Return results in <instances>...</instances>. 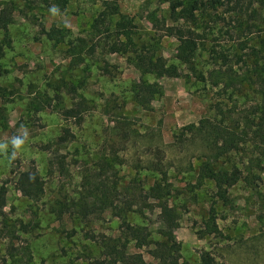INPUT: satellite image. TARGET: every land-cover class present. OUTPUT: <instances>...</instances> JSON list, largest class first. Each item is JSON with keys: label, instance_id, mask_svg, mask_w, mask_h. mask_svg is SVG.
<instances>
[{"label": "rangeland", "instance_id": "374dc122", "mask_svg": "<svg viewBox=\"0 0 264 264\" xmlns=\"http://www.w3.org/2000/svg\"><path fill=\"white\" fill-rule=\"evenodd\" d=\"M1 8L11 14V23L0 31V86L11 94L0 99V185L7 188L0 264H90L99 254L95 242L101 237L127 238L129 254L156 264L149 253L152 247H135L123 227L146 225L151 237L159 239L162 224L156 201L144 195L140 204L146 201L151 208L140 215L129 195H113L103 199L107 209L87 225L65 206H74L81 196L91 200L100 186L119 192L147 189L156 179L148 163L158 160L165 164L171 190L168 202L177 217L171 233L181 247L178 264H200L203 252L214 258V264H264V167L253 170L260 176L257 186L241 176L228 189L224 204L211 183L196 181L198 161L210 155L204 137L188 135L182 145L174 137L202 120L225 125V117L253 105L256 97L247 92L255 89L230 97L222 85L214 84L220 61L211 46L213 39L219 40L217 49L233 54L235 70L246 77L264 76V21L262 29L246 31L235 45L215 32L208 34L198 41L193 59L183 63L177 57V40L160 37L164 27L156 33L146 18L155 12L165 27L183 24L175 22L169 4L159 0H0ZM53 8L58 11L53 13ZM252 19L251 12L244 17L248 25ZM263 19L261 9L254 20ZM50 29L68 34L73 45L83 40V56L50 39ZM117 30L128 34L137 55L161 58L177 77L143 74L135 66L136 54L111 53L114 40L118 36L124 40ZM89 48H94V56ZM238 58L241 61L236 62ZM105 64L109 75L103 73ZM144 83L158 88L149 103L135 101V90ZM73 99L85 106L79 123L60 115ZM65 128L72 137L59 145L57 138ZM15 136L27 137L19 149L11 144ZM157 149L159 159L153 156ZM247 158L241 153L231 162L243 169L239 162ZM34 168L44 188L38 201L22 196L15 186L18 174ZM133 182L137 184L131 186ZM109 202L121 211L111 210ZM128 205L133 211L127 210ZM212 208L219 234L203 237Z\"/></svg>", "mask_w": 264, "mask_h": 264}, {"label": "trees", "instance_id": "16d2710c", "mask_svg": "<svg viewBox=\"0 0 264 264\" xmlns=\"http://www.w3.org/2000/svg\"><path fill=\"white\" fill-rule=\"evenodd\" d=\"M160 2L169 4L170 15L175 22L182 21L176 27H165L164 23L158 19L155 12H150L147 15V20L151 23L152 28L160 33V37L168 36L175 38L178 42V59L183 63H189L193 59L198 48L199 40L205 39L210 33H217L225 39L227 43L235 45L241 41V36L246 31L249 33L254 30L262 29V23L255 21L256 15H259V10L264 9V0H159ZM258 8V10H257ZM257 10V12H256ZM251 15L254 17L252 22L246 24L244 17ZM207 19V20H206ZM11 23V14L6 10L0 9V31H6ZM261 27V28H260ZM253 28V29H252ZM201 30L198 32L197 30ZM124 40H120L119 36L111 44L110 52L119 55L136 54L131 39L123 30H117ZM47 34L50 39H57V42H64L67 48L73 55L83 56L85 45L83 40H79L81 44L73 45V40L69 39L68 34L50 29ZM67 38L68 40H65ZM220 43L216 38L212 41L211 53L217 61H220L219 70L213 73L214 84L222 85V92L229 93L231 97L234 93L242 94L244 90L255 89V92H247L254 95L256 98L252 106L246 108L243 113L236 112L234 117L227 116L226 124H214L212 120H202L199 126L191 125L187 128H182L174 135L177 144L182 145L188 135L192 138L204 137V141L208 143L209 156H205L203 160H199L196 166V181L198 185L211 183L216 192L217 198L224 204L228 202V189L235 185L238 180L247 181L253 186H257L260 181V176L255 175L253 170L264 167V76H245L244 72H238L234 68L235 57L233 54H227L226 50H218ZM91 56H94V48L87 49ZM135 66L143 74H154L157 77H175L177 74L174 68L166 67L161 58L155 60L146 59L136 54L134 58ZM241 61L238 58L236 62ZM224 67V68H223ZM106 75L111 74L107 65L102 68ZM177 77V76H176ZM230 88L232 92H228ZM143 89V90H141ZM141 89L135 90V101H149L158 92L156 84H143ZM11 92L0 86V99L7 98ZM148 97V98H147ZM145 102V103H147ZM149 103V102H148ZM85 106L82 102L73 99L69 107L62 108L60 115L65 121H75L79 123L85 112ZM184 130V131H183ZM185 130H187L185 132ZM72 137L69 128L62 130V134L57 138V144L61 145ZM47 149V148H45ZM158 149L153 152V156L159 159L156 155ZM247 154L248 158L241 163L243 169L239 168V164L231 162L232 156ZM150 173L156 177L153 184L147 189L142 186L137 188H125L123 192L110 188L99 187L91 200L87 201L86 196H81L77 200L78 209L74 210V206H65L70 212L76 213L80 221L84 224H89L91 217L100 215L107 209V204L103 199L109 200L113 195L121 197L129 195L134 199L133 206L138 208L136 213L143 215L145 209L151 208L145 201L142 205L143 196L147 200L156 201V207L159 210V219L162 224L158 228L159 239L151 237L152 232L146 225H125L124 231L131 235L130 237L135 242L137 248L152 247L149 250L150 255L156 260V264H178L180 260V244L172 236V230L177 227V217L175 209L170 206L168 196L171 194L170 184L167 179V170L163 161H151L148 163ZM243 170L245 173L243 174ZM136 182L131 183V186L136 185ZM16 189L21 192L22 196L38 201L44 191L43 181L38 173L34 170H29L18 174L15 182ZM102 189V190H101ZM7 188L0 185V224L5 223V206H6ZM90 197V196H88ZM129 203V202H128ZM111 210L120 207H113V203L109 202ZM70 207V208H69ZM110 209V208H109ZM131 205H128L127 210L133 211ZM66 210V211H69ZM121 211V210H120ZM117 215H120L117 213ZM121 216V215H120ZM216 215L212 208L208 217L204 221V236H217L219 234L216 223ZM5 225L0 228V234L3 233ZM202 237V238H203ZM129 240H122L120 237H101L95 244L99 246V254L95 256L90 264H147L140 254H129L127 252ZM200 264H214V258L207 252H203L199 256Z\"/></svg>", "mask_w": 264, "mask_h": 264}, {"label": "clouds", "instance_id": "9594fccd", "mask_svg": "<svg viewBox=\"0 0 264 264\" xmlns=\"http://www.w3.org/2000/svg\"><path fill=\"white\" fill-rule=\"evenodd\" d=\"M53 13L57 12L58 10L53 8L51 9ZM27 137H21V136H15L11 139V144L13 145L14 148L19 149L25 142Z\"/></svg>", "mask_w": 264, "mask_h": 264}]
</instances>
